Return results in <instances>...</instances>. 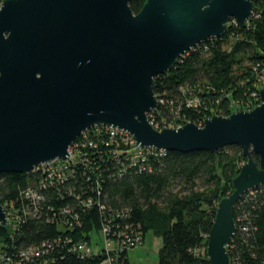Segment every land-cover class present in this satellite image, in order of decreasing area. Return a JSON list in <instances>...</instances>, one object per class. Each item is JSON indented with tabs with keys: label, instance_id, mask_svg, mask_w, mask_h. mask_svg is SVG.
I'll return each mask as SVG.
<instances>
[{
	"label": "water",
	"instance_id": "1",
	"mask_svg": "<svg viewBox=\"0 0 264 264\" xmlns=\"http://www.w3.org/2000/svg\"><path fill=\"white\" fill-rule=\"evenodd\" d=\"M3 0L0 7V174L69 158L85 131L107 125L138 147L190 153L237 145L247 157L208 234L210 264H232L240 198L264 185V88L252 110L156 129L155 77L186 52L245 26L254 0ZM254 154L260 156L258 163ZM0 222L7 213L0 202Z\"/></svg>",
	"mask_w": 264,
	"mask_h": 264
},
{
	"label": "trees",
	"instance_id": "2",
	"mask_svg": "<svg viewBox=\"0 0 264 264\" xmlns=\"http://www.w3.org/2000/svg\"><path fill=\"white\" fill-rule=\"evenodd\" d=\"M145 1L133 0V11L137 13ZM254 1V13L245 26L231 19L223 35L206 39L155 77V93L164 102L149 112L154 125L159 126L169 115L178 114V126L200 124L214 115L212 108L203 104L187 107L183 86L191 87L203 103L223 96L219 98L223 106L229 95L255 90L251 70L239 66L235 71L242 60L259 65V70L264 66V0ZM232 38L236 41L229 51L226 46ZM235 110H225V114ZM100 128L99 133L95 127L87 131V141L97 146H79L81 161L63 180L41 169L0 174V202L18 215L11 226L0 223V252L18 258L22 250L46 244L48 252L23 264H98L105 256L102 231L108 227V236L115 239L126 232L132 237H143L148 231L161 236L158 264H210L208 234L217 205L226 194V188L215 180L224 176L234 189L233 179L240 171V167L223 166L220 175L213 169V160L227 148L238 146L214 153H163L151 148L145 159H133L130 145L120 137L110 143L107 128ZM85 140L80 136L75 144ZM254 158L260 163L259 155ZM202 176L206 186L199 188L195 180ZM180 181L184 184L175 191ZM31 188L39 190L43 199L27 197L25 192ZM233 215L237 230L228 245L232 264H264V185L245 193ZM79 242L92 246L93 254L78 251ZM203 246L206 248L200 251ZM113 257L115 264H132L128 250Z\"/></svg>",
	"mask_w": 264,
	"mask_h": 264
},
{
	"label": "built area",
	"instance_id": "3",
	"mask_svg": "<svg viewBox=\"0 0 264 264\" xmlns=\"http://www.w3.org/2000/svg\"><path fill=\"white\" fill-rule=\"evenodd\" d=\"M2 1L0 0V7L2 5ZM200 45V44H199ZM259 65L254 66L255 67V72L257 73V75H259V80L260 79H264V66L261 68V70H259ZM255 90L252 91V97L257 101V105H259L261 103V98H260V89L264 88V86H257L258 84H255ZM189 87L183 86L181 87V92L186 96V105L187 107H199L200 105L203 104V100L197 96V94L194 93V91L191 93L188 90ZM191 90H193L191 88ZM158 103L164 102V99H160L158 98ZM220 102V99L218 100ZM233 106H231L232 110ZM205 120V119H204ZM204 120L202 121V123L198 124L200 126H203L204 124ZM177 121V119H176ZM153 123V122H152ZM183 124H180L179 126H181ZM100 126H104L107 128V131L110 133L111 135V140L110 143L112 142V139H114L115 137H120L126 144L130 145V151L132 150V157L133 159L136 158H143L145 159L147 155H149V149L153 148V147H138V144L134 138V136L129 133L126 130L123 129H119L117 127H113V126H107V125H96L93 126L95 127V131H97L98 133L101 131ZM92 127V128H93ZM91 129V128H90ZM89 130V129H88ZM87 130V131H88ZM87 131H85L81 136L84 137L86 140L85 142L79 144H75V142L73 143V145L70 146L69 149H72L73 151H70V155L69 158L66 160H62V159H55L52 160L48 163H44L41 165L36 166L35 170L41 169L42 172L44 173H48V176H57L60 177L62 180L66 178L67 174L72 170L73 165H75L76 163L81 161L80 158V153L82 152L83 148H86L87 145L89 147H96L97 145L94 144L92 141H87L88 140V134ZM110 143H106V144H110ZM79 146H81V148H79ZM157 149V148H154ZM160 151H162L163 153L166 152V150H162L159 149ZM79 151V153H77ZM44 183V182H43ZM42 186H45L44 184ZM25 195L27 197L32 198L33 200H41L43 199V194L41 192H39V190L37 189H29L27 192H25ZM14 212V211H13ZM16 213L14 212V216H12L13 218H10V215L7 212V224L10 221V219H12V221H15L17 219ZM1 223V222H0ZM6 224V225H7ZM108 227H105L102 231L103 233V237H104V249H103V254L105 255L103 257V260H101L98 264H115L114 262V254H118L121 253L124 250H128L130 247L136 245L137 243L140 242L142 236L141 234L136 235L134 237H132L128 232L124 233L122 237L115 239V238H111L108 232ZM112 242H116L115 244V248L112 249L111 245ZM46 244H43V247H30L28 249L22 250L19 253V257L18 258H13L9 253H4V252H0V264H23V262L27 261L29 262V260H32L31 258L34 257H42L43 254H45L46 252H48V247L45 246ZM77 249L78 251H80L81 253L89 256L93 254V248L92 246H90L87 242H79V244L77 245Z\"/></svg>",
	"mask_w": 264,
	"mask_h": 264
},
{
	"label": "rangeland",
	"instance_id": "4",
	"mask_svg": "<svg viewBox=\"0 0 264 264\" xmlns=\"http://www.w3.org/2000/svg\"><path fill=\"white\" fill-rule=\"evenodd\" d=\"M142 7H140V10L142 9ZM235 41H236L235 38L230 39V43L227 44V46H226V48L229 51L233 47ZM252 64H253L252 61L242 60V62L238 63L235 66V71L238 70L239 66L240 67H246V69H248L249 71L250 70L252 71L251 77H253V79H252L253 83L258 84L257 86H264V79L259 80V75H257V73L255 72V67ZM199 78L202 79L203 77L200 75ZM188 90L191 93L194 91V90H191V87H189ZM239 95H240V93L236 94V96L229 95L228 97H231V98L227 99L226 103H224V106L218 101L219 98H221L223 96H217L218 98L216 100H214L215 102L213 100H204L203 107L212 108L214 115L217 114V115L228 116L230 114H225V112L230 111L231 106H233V108H236L235 111L252 110L253 108H255L257 106V104H258L257 101L252 97V90H244L243 94L240 96ZM205 109H207V108H205ZM235 111H233V112H235ZM177 115L178 114L169 115L168 117H163L162 118V124H159L160 127L154 125L152 123V121L151 120L150 121H151L152 125L158 130H162L165 127L176 128V127H179L177 125L178 123L176 121V119H177L176 117H178ZM211 116H213V115H211ZM211 116H209V117H211ZM149 118H152V117H150V115H149ZM70 151H73V150L69 149V152ZM77 153H79V151ZM224 153H225L224 155L218 154L217 156H214V160H213L214 161L213 162V164H214L213 169H215L216 173H218L220 175L223 174V166H227L230 169L231 168H237V167L241 168L242 165L244 164V162L247 160V157L243 155L242 149L239 146L236 148H234V147L227 148L224 151ZM204 180H205V178L203 176L196 178L195 181L198 184L197 187L200 188V186H202L204 188L206 186ZM183 182L184 181H180L179 184L175 185V188H174L175 191L178 190V188H180L181 186H183V184H184ZM215 182L219 183L222 188L223 187L226 188L225 196L229 195L234 190L233 188L230 187L229 182L224 178V176H222V178L220 177L219 179H217V181L215 180ZM221 195L222 194H221V190H220V196ZM4 207L6 209V206H4ZM7 212L10 215V218H13L12 217V216H14L13 210L8 209V210H6V213ZM11 222H12V219H10V221L8 222L10 226L12 225ZM10 229H11V227H10ZM98 236L100 237V235H98ZM115 243L116 242H112V244H110L112 249L115 248V245H116ZM161 245H162L161 236L155 234L153 231H148L146 233V235L141 238L139 243H137L136 245H134L128 249V257H129L130 261L132 262V264H158L159 249H160ZM206 247L203 246L200 249V251H203ZM0 248H1V239H0Z\"/></svg>",
	"mask_w": 264,
	"mask_h": 264
}]
</instances>
